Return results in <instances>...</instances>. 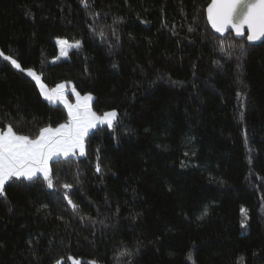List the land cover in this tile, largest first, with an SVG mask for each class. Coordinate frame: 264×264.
I'll return each mask as SVG.
<instances>
[{
    "label": "trees",
    "instance_id": "1",
    "mask_svg": "<svg viewBox=\"0 0 264 264\" xmlns=\"http://www.w3.org/2000/svg\"><path fill=\"white\" fill-rule=\"evenodd\" d=\"M209 1L0 0V130L68 120L27 68L118 113L50 161L51 188L6 183L0 264H264V39L214 33ZM58 38L81 47L55 60Z\"/></svg>",
    "mask_w": 264,
    "mask_h": 264
},
{
    "label": "snow or ice",
    "instance_id": "2",
    "mask_svg": "<svg viewBox=\"0 0 264 264\" xmlns=\"http://www.w3.org/2000/svg\"><path fill=\"white\" fill-rule=\"evenodd\" d=\"M87 7V0H81ZM207 18L213 29L218 33H225L231 28L237 36L244 35L247 28V40L257 41L264 37V0H211L207 7ZM192 29L190 28L189 31ZM103 36V32L100 33ZM57 43L61 46V56L66 57L68 50L80 48L81 42H70L67 39H58ZM0 56L3 53L0 52ZM17 69L21 65L11 56H4ZM27 74L33 77L38 84L42 94L49 101H62L67 108L68 120L55 128L46 126L39 129V134L32 138L29 135L18 134L11 123L6 125V129L0 130V195L4 194L7 182L15 180H34L38 174H42L49 188L53 186L51 178L50 161L55 157H69L75 155L77 150L81 156L85 155V139L91 129L98 124H106L108 128L115 129L118 121V113L115 109L97 115L92 109L91 102L94 97L91 93L81 95L72 89L76 97V103H69L65 94V84H58L55 88L47 90L41 82V77L32 69L27 70ZM242 97V93L237 94ZM96 170L100 171L97 163ZM64 189H71V184H64ZM65 198L74 211H78L76 205L67 193ZM206 209L205 213L206 214ZM242 215L247 218V209L241 207ZM85 219V217H81ZM91 219V217H87ZM95 223V221H93ZM245 220L241 221V224ZM124 255V253H121ZM72 259L73 264H80L79 260ZM188 259H192L191 253ZM55 264H63L62 259H58ZM95 264V261L91 262ZM194 264V262H193Z\"/></svg>",
    "mask_w": 264,
    "mask_h": 264
},
{
    "label": "rangeland",
    "instance_id": "3",
    "mask_svg": "<svg viewBox=\"0 0 264 264\" xmlns=\"http://www.w3.org/2000/svg\"><path fill=\"white\" fill-rule=\"evenodd\" d=\"M58 39H63V38H58ZM58 39H56V43H57V40ZM57 46H58V52H57V55H56V57L54 58L55 60H58V59H62V58H65L64 56H61V46L57 43ZM28 69H32V68H27V69H24V71L27 73V70ZM36 74H37V72L34 70V69H32ZM38 75V74H37ZM33 78V77H32ZM34 79V78H33ZM35 80V79H34ZM36 81V80H35ZM37 82V81H36ZM41 82L45 85V87H46V89L47 90H51V89H53V88H55L58 84H61V83H64L65 84V94H66V98H67V100H68V102L69 103H72V104H75L76 103V97H75V95H74V93L72 92V89L73 88H75V90L77 91V92H79L81 95H84V94H86V92H81L76 86H75V83L74 82H70V81H68V80H65V81H61V80H59L57 83H55V84H53L52 86H49V85H47V83L46 82H43L42 80H41ZM38 86H39V89H40V84H38ZM40 91H41V89H40ZM42 93V92H41ZM58 102H60V103H62L63 105H64V103L62 102V101H58ZM65 106V105H64ZM107 111H111V110H107ZM107 111H105V112H107ZM104 113V112H103ZM103 113H101V114H98L97 113V115H103ZM65 123V122H64ZM35 138V137H34ZM75 155H80L79 154V152H77ZM40 175H42V174H40ZM43 176V175H42ZM71 258H74V259H76V260H79L80 261V264H82L81 263V259L80 258H76V257H71ZM70 260V262H71V264H73V262H72V259H69ZM93 261H95V260H89L88 261V264H91V262H93ZM53 264H55V262L53 263ZM95 264H101L100 262H98V261H95Z\"/></svg>",
    "mask_w": 264,
    "mask_h": 264
},
{
    "label": "water",
    "instance_id": "4",
    "mask_svg": "<svg viewBox=\"0 0 264 264\" xmlns=\"http://www.w3.org/2000/svg\"><path fill=\"white\" fill-rule=\"evenodd\" d=\"M210 3H211V0L208 2V4H207L206 7H205V14H206L207 22H208V24H209L211 30H212L214 33H216V34H218V35H220V36H225L227 33L231 32V33L233 34V36H234L236 39H241V38H243V37H246V39H247V34H248V32H247V28H246V27H245V29H244V35H243V36H237L236 33H235V31L232 30L231 28H229V30L226 31V32L223 33V34L216 32L215 29L212 28V26H211V24H210V22L208 21V18H207V7H208V5H209ZM263 39H264V37H261V38H260L259 40H257V41H249V42H251V43H255V44H256V43L260 42V41L263 40Z\"/></svg>",
    "mask_w": 264,
    "mask_h": 264
},
{
    "label": "crops",
    "instance_id": "5",
    "mask_svg": "<svg viewBox=\"0 0 264 264\" xmlns=\"http://www.w3.org/2000/svg\"><path fill=\"white\" fill-rule=\"evenodd\" d=\"M53 128H55V127H53ZM77 152H79V151L77 150ZM77 152H76V153H77Z\"/></svg>",
    "mask_w": 264,
    "mask_h": 264
}]
</instances>
